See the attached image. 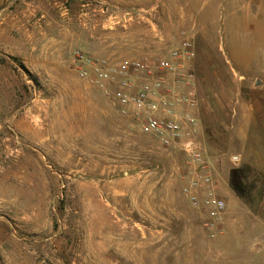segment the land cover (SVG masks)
<instances>
[{
    "label": "rangeland",
    "instance_id": "374dc122",
    "mask_svg": "<svg viewBox=\"0 0 264 264\" xmlns=\"http://www.w3.org/2000/svg\"><path fill=\"white\" fill-rule=\"evenodd\" d=\"M184 40L194 54L172 60ZM75 51L173 61L110 90L160 79L170 101L192 94L196 105L171 109L181 135L144 131L142 115L77 75ZM249 88H261L264 153V0H0V264H264V168L243 166L232 127L220 126L227 142L212 138L223 108L258 96ZM224 117L243 126L240 113ZM206 170L226 202L212 224L184 193Z\"/></svg>",
    "mask_w": 264,
    "mask_h": 264
},
{
    "label": "built area",
    "instance_id": "2783aa9c",
    "mask_svg": "<svg viewBox=\"0 0 264 264\" xmlns=\"http://www.w3.org/2000/svg\"><path fill=\"white\" fill-rule=\"evenodd\" d=\"M193 54L192 43L189 40L182 41L179 46L170 52L172 60L180 61L191 58ZM71 62L81 79L101 90L109 91L122 108V111H126L129 107L136 115H142L143 130L153 133L165 143L176 139L182 132L181 125L171 110L174 104L184 102L189 106L196 105V99L192 94L182 100L170 101L159 92L162 83L159 81L160 79L156 80L153 86L141 87L134 93L127 90V84H125V87L119 86L110 90L113 83L121 81L132 72L151 74L156 71L169 72L174 70V63L170 59L160 58L156 62L139 59L111 65L105 59L95 58L82 51H75L71 56ZM124 82L122 83L124 84ZM160 111L165 112L166 115L160 116ZM186 117L188 121H193L192 117L188 115ZM186 147H188L190 156L196 160H202L200 152L193 148L192 142H188ZM202 168L205 169V166L203 165ZM201 192H205L203 197L200 195ZM184 193L194 207L204 208L211 224L212 220L217 219L226 206L225 200L216 192L214 177L207 170L201 173L198 178L191 180L184 187Z\"/></svg>",
    "mask_w": 264,
    "mask_h": 264
},
{
    "label": "crops",
    "instance_id": "0c3cea01",
    "mask_svg": "<svg viewBox=\"0 0 264 264\" xmlns=\"http://www.w3.org/2000/svg\"><path fill=\"white\" fill-rule=\"evenodd\" d=\"M257 8V17L259 19L260 23H256L254 26H249V35L253 36L255 35V32H259L261 30V6H256ZM258 25V26H257ZM244 42H246L244 40ZM249 42V41H248ZM249 45V44H248ZM247 46L246 44H242V47ZM257 47L259 48V57H257L256 60H259V64H261V42L257 44ZM228 61L233 62V59L229 56ZM249 62H253V60L250 59L249 57ZM254 60V61H256ZM259 73L261 74V70H258ZM244 72H238V74H241ZM238 77L243 78V77H249L248 75H238ZM247 90V89H246ZM248 91H254L258 94L257 97H248L246 96V98L242 97L240 98L241 94H239V98L237 97L236 100L238 102L237 105H241L240 109H237L234 106V103H232V107L231 108H223V112L220 113L219 115H221L222 119L220 120L219 123L215 124L213 126V132H212V138H213V142L215 143H221V142H227L228 140L223 139V134L222 131H220L221 127H223V129H226V132L224 135H227V132L230 133V127H232V132L230 134L235 136V139L237 141H239V143H241L242 147H243V153L242 155L239 157V160H241V163H243V166L248 167L250 169H255L256 173L261 175V169L264 168V153H261V88H249ZM203 99H200V104L198 103V106H196V108L193 109V113L196 114V118H197V122L199 124V126L201 124V115H200V111L199 109L201 107H203ZM233 102V101H232ZM198 107V108H197ZM235 107V108H234ZM202 109V108H201ZM232 109L233 112H235V115H237V113H240V115H242V120H243V126H239L236 124H233L232 126L227 125L226 123V117H224V115H228V116H233V118L235 117V115H230L229 110ZM235 140V141H236ZM254 142H253V141ZM219 148V147H218ZM218 150V149H217Z\"/></svg>",
    "mask_w": 264,
    "mask_h": 264
},
{
    "label": "trees",
    "instance_id": "16d2710c",
    "mask_svg": "<svg viewBox=\"0 0 264 264\" xmlns=\"http://www.w3.org/2000/svg\"><path fill=\"white\" fill-rule=\"evenodd\" d=\"M238 176L236 175V173H235V171L233 170V171H231V180L233 181V185H231L232 187H233V189L235 190V191H238V189H237V185H236V183H235V179L237 178Z\"/></svg>",
    "mask_w": 264,
    "mask_h": 264
}]
</instances>
